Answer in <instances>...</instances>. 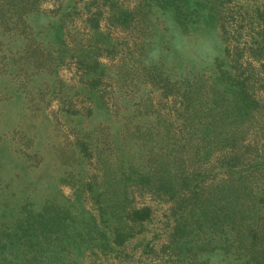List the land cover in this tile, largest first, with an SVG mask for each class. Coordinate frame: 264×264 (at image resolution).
<instances>
[{"label": "rangeland", "instance_id": "obj_1", "mask_svg": "<svg viewBox=\"0 0 264 264\" xmlns=\"http://www.w3.org/2000/svg\"><path fill=\"white\" fill-rule=\"evenodd\" d=\"M230 127L262 163L264 0H0V264H25L43 246L22 234L23 206L50 202L77 243L44 247L45 259L176 263L175 238L196 249V226H177L187 206L126 180L120 207L150 216L126 218L119 245L90 188L102 168L126 175L150 153L155 165L203 172L202 151L217 145L202 134ZM94 220L111 224L105 239L77 234Z\"/></svg>", "mask_w": 264, "mask_h": 264}, {"label": "trees", "instance_id": "obj_2", "mask_svg": "<svg viewBox=\"0 0 264 264\" xmlns=\"http://www.w3.org/2000/svg\"><path fill=\"white\" fill-rule=\"evenodd\" d=\"M215 129L209 130L206 135L202 134V140H207L210 146L216 144L217 148L202 151L205 153L204 159L200 160L204 166L203 172L196 168V175L195 170L189 172L167 162L155 165L158 157L153 153L148 155L150 164L139 169L138 166L126 167V175L120 169L113 173L102 168L100 182H94L90 190L96 192L101 214L113 221L110 227L115 238L112 242L120 245L126 237L122 228L126 218L136 223L150 216L149 207L135 208L129 215L125 212V206L120 207L122 198L127 197L124 182L128 180L129 186L144 187L153 194L168 196L178 204L177 209L187 206L184 217L177 219V226L184 229L185 223L182 222L185 220L187 226L192 225L191 230L196 226V249L189 246L188 242L175 238L176 245L172 241V246H175L172 253L177 255L179 248L183 247L184 255L175 259L174 264H184L188 258L186 256H191L186 264H218L213 256L217 258L221 253L230 260V264H264V187L258 186L253 178V170H257L259 178H264V160L261 163L259 158L245 155L249 144L245 142L243 132L240 135L236 128L231 127ZM212 136L217 140L212 141ZM197 146L196 153L199 154L201 150ZM169 154L167 152L166 155ZM259 164L262 166L259 167ZM244 165L249 166L247 174L240 169ZM221 173L226 175L219 176ZM23 208L22 234L31 231L34 237L44 236L43 246L29 252V256L24 257L25 264H58L53 259H45L42 248L65 243L66 237L72 241L75 238L65 230L68 224L60 216L57 204L46 203L38 209L25 204ZM109 225L98 224L94 220L89 229L84 227L77 234L84 233L92 237L91 231L95 230L103 235L93 238L102 240L106 238L105 228ZM60 230L62 235H59ZM168 246L171 247V244Z\"/></svg>", "mask_w": 264, "mask_h": 264}]
</instances>
